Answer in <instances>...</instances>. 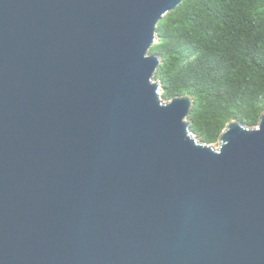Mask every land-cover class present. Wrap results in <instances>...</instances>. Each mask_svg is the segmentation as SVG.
<instances>
[{
	"label": "water",
	"instance_id": "obj_1",
	"mask_svg": "<svg viewBox=\"0 0 264 264\" xmlns=\"http://www.w3.org/2000/svg\"><path fill=\"white\" fill-rule=\"evenodd\" d=\"M183 0H0V264H264V112L217 147L148 54Z\"/></svg>",
	"mask_w": 264,
	"mask_h": 264
},
{
	"label": "trees",
	"instance_id": "obj_2",
	"mask_svg": "<svg viewBox=\"0 0 264 264\" xmlns=\"http://www.w3.org/2000/svg\"><path fill=\"white\" fill-rule=\"evenodd\" d=\"M148 54L169 101L191 98L193 136L214 145L230 121L254 128L264 112V0H183L156 24Z\"/></svg>",
	"mask_w": 264,
	"mask_h": 264
},
{
	"label": "rangeland",
	"instance_id": "obj_3",
	"mask_svg": "<svg viewBox=\"0 0 264 264\" xmlns=\"http://www.w3.org/2000/svg\"><path fill=\"white\" fill-rule=\"evenodd\" d=\"M217 145H218V144L216 143V144H214V145H212V146H213L214 148H216V147H217Z\"/></svg>",
	"mask_w": 264,
	"mask_h": 264
}]
</instances>
